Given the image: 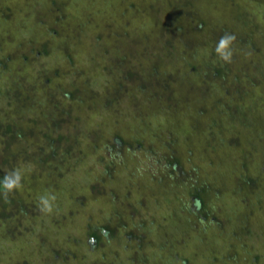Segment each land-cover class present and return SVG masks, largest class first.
<instances>
[{"label":"trees","instance_id":"16d2710c","mask_svg":"<svg viewBox=\"0 0 264 264\" xmlns=\"http://www.w3.org/2000/svg\"><path fill=\"white\" fill-rule=\"evenodd\" d=\"M23 1L21 5L15 0L12 7L0 5V21L10 20L13 13L18 17L17 12L27 7L26 13H33L37 24L43 25L40 34L45 39H37L36 44L28 36L16 42L11 54L0 53V180L16 169L22 175V186L7 197L0 189V228L19 235L18 227L24 225L19 216L33 219L45 214L40 211V197L54 196L51 213L57 212L52 220H71L67 239L82 240L85 248L96 249L102 246L103 234L115 237L118 246L132 254L133 244L121 242L119 227L125 225V217L119 215L117 204H132L129 197L134 199V192L129 183L116 178L117 167L106 161L107 155L101 154L95 161L90 157L102 152L104 145L122 156L148 150L161 158L164 171L143 176V192L160 184L156 201L158 197L160 204L167 202L172 210L163 217L157 216L155 206L147 210L137 205L149 218L134 225L146 230L152 222L165 218L170 227L169 233L156 234L154 245L146 231H129L127 238L133 239L134 252L149 253V262L166 246L163 234L175 233L184 241L188 228L195 226L196 232L208 231L218 241L213 250L199 245L197 257L203 258L202 249H208L204 261L212 257L221 264H244L264 259V237L247 221L250 209L264 220V185L254 188L262 174L245 171L253 155L260 157L256 164L264 170V23L250 22L243 11L234 18L228 16L230 23L222 20L211 10L213 5L225 9L219 0H120V10L99 4L95 21L90 18L88 0L86 20H74L76 10L63 12L73 20L67 19L62 26L60 19L56 23L55 17L49 18L50 13L38 7V0ZM47 1L53 11L65 6L62 0ZM262 17L264 20V12ZM225 34L235 37L230 62L215 52ZM75 48L81 55L76 59L81 61L78 69L72 54ZM55 49L61 51L59 58L63 56L71 71L80 74L81 79L74 80L70 89L52 86L57 68L51 67L47 74V67L37 69L29 62L41 57L57 59ZM4 68L6 74H2ZM227 82L237 90L225 86ZM250 95L256 98V104H251L256 109L251 110L250 105L239 108L237 102ZM261 101L263 107L258 105ZM94 113L108 116L109 125L92 122ZM67 173L70 177L81 174L83 184L73 180L69 184L64 177ZM108 186L112 189L107 199ZM75 187L76 192H84L81 199L75 197ZM139 199L148 204L145 195ZM98 200L104 203L99 211L116 219L80 225L77 218L81 216L71 215L76 206L95 220L89 202ZM132 207L130 212H135ZM223 220L227 228L222 227ZM56 231L57 236L63 229ZM78 231L83 232L76 234ZM23 234L31 239L33 232ZM200 242L204 239L199 238ZM167 257L177 264L189 263V257L174 250Z\"/></svg>","mask_w":264,"mask_h":264},{"label":"rangeland","instance_id":"374dc122","mask_svg":"<svg viewBox=\"0 0 264 264\" xmlns=\"http://www.w3.org/2000/svg\"><path fill=\"white\" fill-rule=\"evenodd\" d=\"M17 1L18 2L21 1L22 2L21 5L24 3L23 0H20V1L17 0ZM62 1L64 2L65 6H62L57 11L51 10L50 3L47 0H38V7L42 10H45L47 13H50V15L48 14L49 18L55 17L53 18V20L56 19V23H58L57 19H60L59 20L61 21L60 25L62 26H66L65 22L67 21V19L73 20V18L68 17V13L75 12V10H76L75 13H77V17L74 20H76L77 22L79 20H81V22L86 20L85 16H87L88 14L87 13L88 12V5H87L88 0L87 1L86 0H62ZM131 1H134V0H131ZM219 1L220 2L223 1L225 5L221 4V6H223L225 9H219L215 5H213L211 10L213 11L215 15H219L218 17L221 18L222 20L223 18H225L227 22L230 23L231 20L228 19V16H231L234 18V16L238 15L237 12L243 11L249 15L250 22H252L251 20H253L260 25L264 23V20L262 17V12H264V0H241V1L239 0H219ZM1 2L2 3H0V5H7L9 7H12V3L15 2V0H1ZM89 2H90L89 3L90 18L91 20L93 19L95 21L97 20L95 10L96 8H101L99 4L102 5V7L108 6L110 4L109 6L112 7L114 10H118V9L120 10L121 8L120 0H89ZM112 8H110L111 12L113 11ZM24 9L25 10H21L20 12H17L18 17H15V14L13 13V15H10V20L0 21V53L2 55H5V53L11 54V52H13V49H15L16 47V42L18 40L25 41L27 40L26 37L28 36L33 37V40L35 41L37 39L38 41H42L43 39H45V36L43 34H40L41 31L43 32V29H44V27H42L43 25L37 24L33 16L34 15L33 13L31 15H28L26 13L27 7H25ZM37 10L38 8H34V12L37 13ZM24 12L26 13V15ZM63 12H68V13L66 14ZM221 12H224V13L221 15ZM64 15H66V19L62 18V16L65 18ZM52 27L55 28V26H52ZM45 33H47V31ZM50 36L52 37V35ZM54 36H57V34H54ZM36 44H37V41H36ZM54 44H55V41H54ZM79 46L84 48V46H82L81 44ZM86 47L87 45L85 46V48ZM56 51H54L53 55L57 59L46 60L47 58L41 57V58H38L37 60L32 57L33 59L31 58L32 60L29 61L30 60L29 59L28 61L32 63V65L35 66V68L37 69L39 68L45 69V67H47V69H45L47 70V74L50 72L49 69L51 67L52 69L57 68L58 74L56 78L52 79L53 80L52 86L55 88V85L59 84L60 86L59 90L65 89V86L68 87V89H70L72 88L71 86L74 85V80H76V82L79 80L80 74L73 73L70 67L67 66V63L65 62L63 56L59 58L60 56L59 54L61 51L60 52L57 51L58 53ZM23 53L24 51L21 52V55ZM72 54L74 56L73 58L74 66L76 69H78V67H80L81 65V61L76 62V59H79L81 55L78 52L77 48L72 50ZM22 69H27V67L22 65ZM6 73H7V70L6 68H4V71L2 74H6ZM90 78L93 79L94 77L92 76ZM1 80L2 79H0V81ZM3 83H5V81ZM225 84H227L228 87H231L232 90L235 87H237L232 84H229L228 82L224 83V85ZM235 90L237 89L235 88ZM255 99L256 98L254 95H250L247 98L246 96H243V99L237 102L238 103L237 106L240 108V107L250 105V109L255 110L256 109V106H254V104H256ZM231 103L235 104V101L231 100ZM252 103L254 104L251 105ZM258 105L263 107V101L259 102ZM229 111L233 112L232 109H230ZM91 117H92L91 121L92 122L94 121V123L99 121L98 123H102L101 125H105V127L109 125L108 116L103 117V114L99 115V113H94ZM102 118H103V121L100 120ZM250 118L253 120V117H250ZM101 154H103L104 156L107 155L106 161H108L109 163L115 164L114 165L115 168L117 167L114 171L116 178L120 181H126L127 185L129 183L128 188L130 187L132 189V192H134L133 193L134 199H132L133 197H129V201L132 204L130 203L128 204H130L131 206L134 205V207L132 208L135 209V212L133 209L131 210L132 212H130L129 210V207H131L130 205H128L129 207L128 206L126 207L127 204H124V205L122 204V206H120L121 204L120 205L117 204L119 208L118 209L119 215L122 218H123V215L125 217V219H123L125 225L123 227H119V230H121L122 232L121 242L127 243L128 241L134 245L133 239L127 238V233L129 231H131L132 233L133 232L141 233L143 231H146L147 236L149 237L148 239L152 245L157 240L156 234L159 231L161 232L169 231L170 226L167 227L168 221L165 218H163L159 222L154 221L152 222V225H150L149 228L146 230H141L139 228H136L134 224L136 222H142V220H146L149 218L148 216L146 217L144 213L141 212L138 206H141V207L146 206L147 210H150L151 207L155 206L156 211H157L156 212L157 216L162 214L163 217H167L168 213L172 210L171 209L172 207H169L167 202L164 204H160V202H158L160 201L158 197L156 201V195L160 196L159 195L160 189L156 193V191L160 187V184L153 185L154 187L152 186L153 187L152 190L143 192L144 191L143 188L145 187L143 184L144 183L143 176L147 177V175H150V174L151 175L160 174L161 172L164 171L162 162L159 160L161 158L157 157L153 153H149L148 150L128 151L127 153H125V155L122 156L121 154L118 153V151L113 150L112 148L109 151L106 150V147L104 145V147H102V152L101 150H99L97 154L94 153L93 155H91L90 160L93 159L92 161H95L97 159V156ZM259 158H260L259 156L253 155L252 163L250 166H246L248 168L245 167L246 168L245 171H248L251 175H255V174L257 175L258 172H261L262 175L258 176V183H256L254 186V188L260 189V186L264 185V170L260 168L261 166L260 163L256 164ZM70 174L67 173L66 174L67 176H64L66 177V181L69 184L72 180L76 181V183L83 184L84 180L81 174L75 177H70ZM77 189L78 188L75 187V192ZM110 189H112V187L108 186V190L106 191L107 199H108L109 191H111ZM162 191L164 190L162 189L161 192ZM83 193L84 192L82 190L80 192H76L75 197L81 199L82 197L81 195H83ZM118 194L119 193L117 192V195ZM144 195L146 196V199L148 202V204H145V205H144V202H142V199L138 200L140 196H144ZM88 199H89V195H88ZM105 199H106V196H105ZM89 203L92 206V209L94 212L93 215L96 216L95 220L94 218H91V219L89 218L88 212L84 210L83 212H80L76 206H73V208L71 209V211H73L71 215L73 214V215L81 216V219L77 218V220L79 219L81 221L80 225L87 223V221L88 222L97 221L99 223H95V224H100L101 222H104L106 218H109L111 220V217H114V219H116V217L111 216V214H107L105 216L104 213H101L99 211L98 207L102 209L104 205L102 200H98L97 202H94V203L93 202H89ZM106 203H107V206L111 204L108 200ZM39 207H40V204H39ZM114 207L115 206H112L111 208H114ZM247 211H249L247 214L248 223L251 224V226L255 227L257 233L261 237H264V220L263 218H261L262 215L256 214V212H254L253 209H250ZM35 212L37 213V210H35ZM55 212L51 214L50 213L39 214L40 216H36L33 219L25 215L19 216L20 220L24 223L23 226L18 227L19 231L21 232L19 235L15 234L14 233L15 231L12 234L9 232L7 233V231L3 230L1 227L0 228L1 230L0 231V234H1L0 242L2 241V244H0V264H177L173 259H170L167 257V256H172L173 250L179 253L180 255L189 257L188 264H221L220 262L219 263L217 262V259L212 258V257H210L208 261H204L205 253L208 252V249L213 250L214 249L213 245L216 246L215 243H217L218 241L216 242V239L213 237V234L209 233L208 231L203 234L196 232L197 228L195 226H191L190 228H188L189 233L184 235V241H181L178 236L175 237V233H172L171 235L163 234V236H165V238L168 241L166 242L167 243L166 246L162 248L163 251L161 250L157 252L156 255H154V258L151 257V260L148 262L146 259H150L149 257L147 258V256H149V253L148 254L143 253L144 255L141 253V255H138L136 252H134L133 245H132L131 246L132 254H130L124 247L118 246V242L115 237L108 238L107 236L101 234L100 244L102 246L98 245L96 249L85 248L84 245L82 244L83 243L82 240H79L78 242L70 241L69 239H67L69 238V236L66 234L67 228L71 226L70 217H69V220L65 222L62 220V217H58L59 222L53 221L52 218H54ZM29 214L30 212L28 213V215ZM114 219H113V222L115 223L116 221ZM159 219L160 218H157V220ZM196 221L197 223H199L198 219ZM60 227L63 229V231L60 232V234L56 236V233H57L56 229H60ZM222 227L227 228V221L223 220ZM25 231L26 233L27 231L33 232L32 235L30 234L31 239H29L26 234L25 235L23 234ZM35 231L37 233H35ZM63 232H65V234ZM79 232L82 233L83 231H78L75 233L78 234ZM38 233L40 236H42L41 238L38 236ZM6 235L7 237H4ZM74 236L76 235L74 234ZM43 237L45 238V241H47L46 243L45 241L42 242ZM52 237H56V238H54L52 242H49ZM3 238L6 239V241ZM79 238L81 237L79 236ZM199 238L204 239V242L199 243ZM41 242L43 244H41ZM36 243L38 244V246H36ZM106 244H108L111 249L110 253H109V249L106 246ZM199 245L200 246L202 245L203 247L206 245L208 247V249L206 248L202 249V252L204 253L203 258L202 256L197 257L198 256L197 252L199 251L198 250ZM168 250H171V251H168ZM55 252L57 253L56 256H54ZM82 255H83V258H82ZM144 256L146 257L144 258ZM127 257H129L128 259H132V261H129ZM163 258L166 260V262H163L165 261ZM137 260H140V261L137 262ZM244 264H264V259H260L257 262H253V263L249 262V263H244Z\"/></svg>","mask_w":264,"mask_h":264},{"label":"clouds","instance_id":"9594fccd","mask_svg":"<svg viewBox=\"0 0 264 264\" xmlns=\"http://www.w3.org/2000/svg\"><path fill=\"white\" fill-rule=\"evenodd\" d=\"M235 37L229 34H225L218 41L215 48V52L218 57L224 62H230L232 58V51L230 45L234 41ZM21 171L19 169L14 170L13 172L6 174L2 180H0V189L3 191V195L7 197L8 194L13 192L16 189H19L21 185ZM55 200L54 196H41L39 200L40 211L44 213H51L52 211V201Z\"/></svg>","mask_w":264,"mask_h":264}]
</instances>
